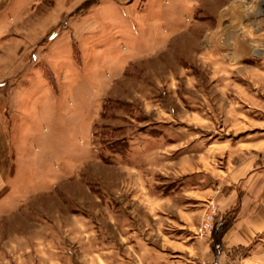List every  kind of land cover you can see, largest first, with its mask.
I'll list each match as a JSON object with an SVG mask.
<instances>
[{
    "label": "rangeland",
    "instance_id": "obj_1",
    "mask_svg": "<svg viewBox=\"0 0 264 264\" xmlns=\"http://www.w3.org/2000/svg\"><path fill=\"white\" fill-rule=\"evenodd\" d=\"M0 20V89L34 77L0 264H210L225 186L264 161V0H0Z\"/></svg>",
    "mask_w": 264,
    "mask_h": 264
},
{
    "label": "crops",
    "instance_id": "obj_2",
    "mask_svg": "<svg viewBox=\"0 0 264 264\" xmlns=\"http://www.w3.org/2000/svg\"><path fill=\"white\" fill-rule=\"evenodd\" d=\"M14 28L10 22L0 20V71L13 68L17 60L16 38L11 34ZM20 76L14 73L0 89V192L8 188L11 177H15L16 164L20 162L22 165L21 160L26 159L11 146V126L8 124V114L17 113L18 97L26 95L33 86L32 75ZM225 187L226 193L221 199L226 208L222 212L229 213L234 220L229 223L232 229L226 235L218 234L228 222L221 224L222 218L218 221L210 240V264H247L264 260V250L259 251L260 243L254 241L257 236L264 240V161H251L246 169H238ZM232 212H235L234 217ZM242 249H248L244 256L239 252Z\"/></svg>",
    "mask_w": 264,
    "mask_h": 264
},
{
    "label": "built area",
    "instance_id": "obj_3",
    "mask_svg": "<svg viewBox=\"0 0 264 264\" xmlns=\"http://www.w3.org/2000/svg\"><path fill=\"white\" fill-rule=\"evenodd\" d=\"M212 229H211V225H210V231H211Z\"/></svg>",
    "mask_w": 264,
    "mask_h": 264
},
{
    "label": "trees",
    "instance_id": "obj_4",
    "mask_svg": "<svg viewBox=\"0 0 264 264\" xmlns=\"http://www.w3.org/2000/svg\"><path fill=\"white\" fill-rule=\"evenodd\" d=\"M3 191H4V190H3ZM3 191H1V192H3ZM1 192H0V193H1Z\"/></svg>",
    "mask_w": 264,
    "mask_h": 264
}]
</instances>
